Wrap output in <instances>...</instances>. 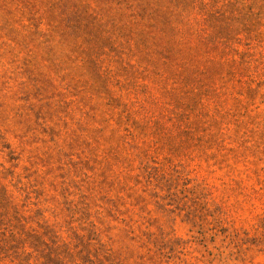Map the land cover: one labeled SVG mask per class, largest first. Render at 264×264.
I'll return each mask as SVG.
<instances>
[{
    "label": "rangeland",
    "instance_id": "rangeland-1",
    "mask_svg": "<svg viewBox=\"0 0 264 264\" xmlns=\"http://www.w3.org/2000/svg\"><path fill=\"white\" fill-rule=\"evenodd\" d=\"M0 264H264V0H0Z\"/></svg>",
    "mask_w": 264,
    "mask_h": 264
}]
</instances>
